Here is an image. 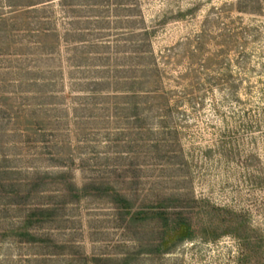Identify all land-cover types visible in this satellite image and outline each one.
I'll use <instances>...</instances> for the list:
<instances>
[{"label": "rangeland", "instance_id": "obj_1", "mask_svg": "<svg viewBox=\"0 0 264 264\" xmlns=\"http://www.w3.org/2000/svg\"><path fill=\"white\" fill-rule=\"evenodd\" d=\"M115 1L105 10L107 82L142 78L152 54L153 81L171 108L149 113L147 127L159 135L148 138L109 113L107 97L95 106L76 88L94 70L71 68L66 47L63 63L41 57L27 17L8 15L19 31L0 33V171L15 172L21 185L47 178L33 205L55 206L58 217L34 231L38 242L23 243L12 231L29 207L10 205L0 188V264H264V0H129L136 7L129 17ZM55 11L64 31L65 15ZM59 67L56 107L69 114L42 109L32 77ZM162 121L177 131L178 145L166 135L162 142ZM93 182L134 196L137 207L182 204L196 241L168 255L143 252L137 239L148 235L136 237L110 200L93 190L73 199L70 184Z\"/></svg>", "mask_w": 264, "mask_h": 264}, {"label": "trees", "instance_id": "obj_2", "mask_svg": "<svg viewBox=\"0 0 264 264\" xmlns=\"http://www.w3.org/2000/svg\"><path fill=\"white\" fill-rule=\"evenodd\" d=\"M115 2L118 12L123 9L122 11L129 14L125 17L131 16L130 14L135 11L136 7L131 8L132 4L129 0ZM57 8H60L65 15L67 23L64 31L59 30L55 11ZM3 10L8 12L2 14ZM105 10H107V0H0V33L8 35L19 31L16 29V18L12 17V24H10L8 15H25L28 20L26 32L32 37L31 44L34 51L50 60L59 57L62 62L61 49L66 47L70 54L66 63L71 68L94 70L92 72L94 77L88 83L75 85L77 89L88 94V101H93L92 104L96 106L100 98L107 97L109 113L120 121L128 122V125L133 124L142 134H149L148 138H152L159 133L156 134L153 129L147 127L149 113L155 108L170 109V99L164 90L159 89V83L153 81V76L159 78V71L155 61L153 62L152 54L148 58L149 61L151 60L147 61L148 65L142 67V78L133 77L115 79V81L112 79V82H107L106 76L109 74L107 60L110 61V58L107 59V49L110 46L109 42L107 43V27H110V22ZM35 36L39 37L38 41L34 40ZM41 74L43 75L40 77L38 75L32 77L35 81L40 80L41 88L38 92L45 96L43 103L45 107L42 109H46L49 113L67 114L69 111H62L56 107L58 104L56 102L61 100L57 89L63 82L64 69L59 67ZM71 74L74 76L76 72ZM150 85H154L157 91H150ZM35 87L39 86L35 85ZM173 107L176 106L173 105ZM131 121L133 123H130ZM159 125L164 138L162 142L167 143L169 139L166 136H170V140L173 139L178 145L177 131L167 127L166 121H162ZM165 130L168 133H165ZM52 161L55 162L54 164H62V161L55 157ZM14 175H16L15 172L7 171V169L0 171L1 192L6 193L10 205H24L29 208L22 225L12 231V235L23 243L33 244L38 242L34 231L55 223L58 210L51 205H33L34 199L47 191L48 184L44 182L47 178H32L25 185H21L14 181ZM68 188L75 201H80L92 190L97 192V197L110 200L119 211L123 223L129 230H133L136 237H139L140 233L148 235L149 238L146 240L137 239V242L147 249L143 251L147 254L168 255L184 244L196 241L192 219L182 204L166 205L167 201H164L157 205L137 207V199L134 196L113 187L109 182L107 184L93 182L83 188L70 184ZM145 208L151 210L146 211ZM150 227H153L152 231H147L151 229ZM234 228L236 237L245 241L248 237V235L245 236L247 230L243 229L242 225Z\"/></svg>", "mask_w": 264, "mask_h": 264}]
</instances>
